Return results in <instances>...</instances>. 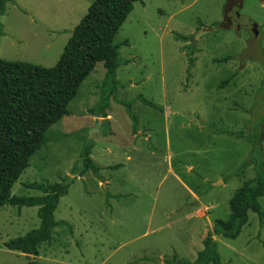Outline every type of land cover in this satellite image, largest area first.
I'll use <instances>...</instances> for the list:
<instances>
[{"label":"rangeland","instance_id":"obj_1","mask_svg":"<svg viewBox=\"0 0 264 264\" xmlns=\"http://www.w3.org/2000/svg\"><path fill=\"white\" fill-rule=\"evenodd\" d=\"M93 1L11 0L0 18V57L55 65ZM224 4L134 3L113 39L115 81L98 62L12 185V194L32 196L41 194L34 182L69 184L52 239L34 257L40 264L194 261L214 219L228 217L234 192L264 158V4L244 0L240 30L217 26ZM104 102L111 124L89 111ZM90 145L97 171L83 172ZM260 205L264 212V196ZM38 225L36 206L0 205V264L26 263L4 242ZM213 238L222 264H264L255 212L235 239Z\"/></svg>","mask_w":264,"mask_h":264},{"label":"trees","instance_id":"obj_2","mask_svg":"<svg viewBox=\"0 0 264 264\" xmlns=\"http://www.w3.org/2000/svg\"><path fill=\"white\" fill-rule=\"evenodd\" d=\"M10 1L0 0V18ZM137 1L141 0H94L51 67L0 57V205L36 206L39 218L36 228L4 242L6 248L26 255L25 264H40L34 257L39 245L52 239L53 229L59 223L54 219V211L69 184L34 182L29 186L41 194L32 196L12 194V185L29 165L30 158L45 145L48 128L68 114L69 102L98 62L104 65L105 80L115 81L119 52L113 39ZM106 105L104 102L98 111H89L106 117ZM90 155L91 145L83 151V172L97 171ZM260 161L255 166L256 177L243 182L231 197L228 217L214 219L212 229L204 232L203 248L196 259L167 260L169 264H222L213 235L235 239L247 223L249 211L264 221L260 205L264 196V158Z\"/></svg>","mask_w":264,"mask_h":264},{"label":"water","instance_id":"obj_3","mask_svg":"<svg viewBox=\"0 0 264 264\" xmlns=\"http://www.w3.org/2000/svg\"><path fill=\"white\" fill-rule=\"evenodd\" d=\"M264 4V0H258ZM244 0H225V4L223 7V16L220 23V27L226 28L228 25H230V16L229 13L233 10V8H236V13H238V10L242 7ZM251 30L253 32H257V24L254 22H251Z\"/></svg>","mask_w":264,"mask_h":264},{"label":"crops","instance_id":"obj_4","mask_svg":"<svg viewBox=\"0 0 264 264\" xmlns=\"http://www.w3.org/2000/svg\"><path fill=\"white\" fill-rule=\"evenodd\" d=\"M106 117H97L95 115H92V117H94V119H96L97 121L99 122H106V123H112L113 121V117H112V111L110 109H106ZM135 138H136V135L134 134L133 135V140H132V143L135 144ZM149 139V137H148ZM108 152H111L112 149L111 148H107ZM121 164V163H120ZM106 183H108V181H106ZM202 208H199V209H196L195 212L197 214H199V212L201 211Z\"/></svg>","mask_w":264,"mask_h":264},{"label":"flooded vegetation","instance_id":"obj_5","mask_svg":"<svg viewBox=\"0 0 264 264\" xmlns=\"http://www.w3.org/2000/svg\"><path fill=\"white\" fill-rule=\"evenodd\" d=\"M230 16V25H228L225 29H235L240 30L242 25L239 23L238 19V13H236V8H233V10L229 13ZM221 20L217 23V26L220 27ZM222 28V27H221ZM251 30V25H250Z\"/></svg>","mask_w":264,"mask_h":264}]
</instances>
